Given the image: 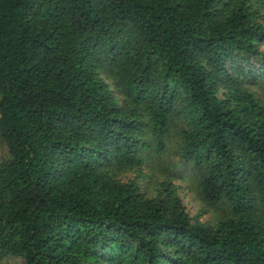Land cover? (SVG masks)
<instances>
[{
    "label": "trees",
    "instance_id": "1",
    "mask_svg": "<svg viewBox=\"0 0 264 264\" xmlns=\"http://www.w3.org/2000/svg\"><path fill=\"white\" fill-rule=\"evenodd\" d=\"M170 135L199 169L193 216L151 169ZM15 257L264 264V0H0V264Z\"/></svg>",
    "mask_w": 264,
    "mask_h": 264
},
{
    "label": "rangeland",
    "instance_id": "2",
    "mask_svg": "<svg viewBox=\"0 0 264 264\" xmlns=\"http://www.w3.org/2000/svg\"><path fill=\"white\" fill-rule=\"evenodd\" d=\"M180 126V124H179ZM178 136L170 135L166 140L165 149L155 155V163L151 169H155L156 174L159 176L169 175L175 173L178 176L177 182L180 184V192L183 196L184 203L186 204L190 214L193 216L199 210L205 209V204L199 197L197 178L199 179V169L193 168L191 164L180 160L178 155V147L180 143ZM150 169L148 168V171ZM210 211L202 218H207L211 212L219 214L223 206L209 207ZM9 264H24L20 258H9Z\"/></svg>",
    "mask_w": 264,
    "mask_h": 264
}]
</instances>
